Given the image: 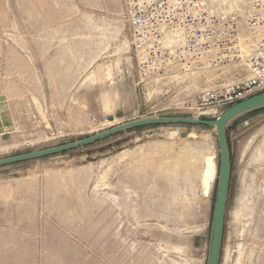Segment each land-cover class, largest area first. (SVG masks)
Segmentation results:
<instances>
[{"label": "rangeland", "instance_id": "obj_1", "mask_svg": "<svg viewBox=\"0 0 264 264\" xmlns=\"http://www.w3.org/2000/svg\"><path fill=\"white\" fill-rule=\"evenodd\" d=\"M125 18L123 0H0V159L226 110L194 100L242 64L142 81ZM226 133L218 264H264V108ZM218 165L214 128L165 125L0 167V264H206Z\"/></svg>", "mask_w": 264, "mask_h": 264}, {"label": "built area", "instance_id": "obj_2", "mask_svg": "<svg viewBox=\"0 0 264 264\" xmlns=\"http://www.w3.org/2000/svg\"><path fill=\"white\" fill-rule=\"evenodd\" d=\"M142 81L243 65L246 78L196 96L199 108L264 93V0H123Z\"/></svg>", "mask_w": 264, "mask_h": 264}, {"label": "water", "instance_id": "obj_3", "mask_svg": "<svg viewBox=\"0 0 264 264\" xmlns=\"http://www.w3.org/2000/svg\"><path fill=\"white\" fill-rule=\"evenodd\" d=\"M261 108H264V93L247 98L230 106L225 111H223L215 120L212 121L195 120L188 118H149L133 121L69 144L0 159V167L73 151L75 149L94 144L121 132L140 127L190 125L214 128L219 147V165L206 264H218L230 176L229 155L226 141V127L235 118Z\"/></svg>", "mask_w": 264, "mask_h": 264}, {"label": "trees", "instance_id": "obj_4", "mask_svg": "<svg viewBox=\"0 0 264 264\" xmlns=\"http://www.w3.org/2000/svg\"><path fill=\"white\" fill-rule=\"evenodd\" d=\"M261 109H263V108H261ZM261 109L254 110V111H251V112H249V113H252V112H255V111H258V110H261ZM135 129H136V128H135ZM226 135H227V133H226ZM226 141H227V137H226Z\"/></svg>", "mask_w": 264, "mask_h": 264}, {"label": "crops", "instance_id": "obj_5", "mask_svg": "<svg viewBox=\"0 0 264 264\" xmlns=\"http://www.w3.org/2000/svg\"><path fill=\"white\" fill-rule=\"evenodd\" d=\"M239 117H240V116H239ZM237 118H238V117H237ZM235 119H236V118H235ZM235 119H234V120H235ZM234 120H232L231 122H233Z\"/></svg>", "mask_w": 264, "mask_h": 264}]
</instances>
